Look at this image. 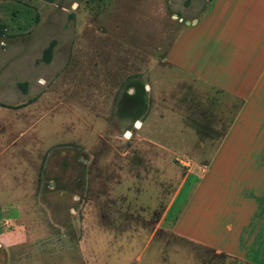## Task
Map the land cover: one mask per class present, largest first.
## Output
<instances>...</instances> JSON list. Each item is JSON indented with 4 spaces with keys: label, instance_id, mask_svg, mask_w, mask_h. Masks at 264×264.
I'll return each instance as SVG.
<instances>
[{
    "label": "rangeland",
    "instance_id": "rangeland-1",
    "mask_svg": "<svg viewBox=\"0 0 264 264\" xmlns=\"http://www.w3.org/2000/svg\"><path fill=\"white\" fill-rule=\"evenodd\" d=\"M208 1L0 0V264H246L160 224L212 153L179 125L216 137L209 93L164 61Z\"/></svg>",
    "mask_w": 264,
    "mask_h": 264
},
{
    "label": "crops",
    "instance_id": "crops-1",
    "mask_svg": "<svg viewBox=\"0 0 264 264\" xmlns=\"http://www.w3.org/2000/svg\"><path fill=\"white\" fill-rule=\"evenodd\" d=\"M164 61L203 97L209 93L218 122L208 143L179 125L178 149L206 147L212 153L200 171L182 169L160 224L224 258L264 264V0H209L178 31ZM170 145L149 146L163 152ZM129 147L137 150L139 144ZM168 180L162 169L160 182Z\"/></svg>",
    "mask_w": 264,
    "mask_h": 264
}]
</instances>
